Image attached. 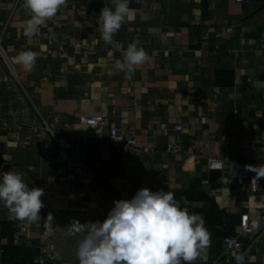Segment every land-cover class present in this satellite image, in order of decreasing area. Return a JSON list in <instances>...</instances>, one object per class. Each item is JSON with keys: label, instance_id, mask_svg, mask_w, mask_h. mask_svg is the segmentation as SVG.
<instances>
[{"label": "crops", "instance_id": "1", "mask_svg": "<svg viewBox=\"0 0 264 264\" xmlns=\"http://www.w3.org/2000/svg\"><path fill=\"white\" fill-rule=\"evenodd\" d=\"M22 5L0 0L10 62L0 63V179L24 173L44 190V207L38 220H20L0 202V264H79L71 222H102L114 201L144 187L170 191L203 216L211 242L193 264H264V178L245 168L264 164V0H130L114 45L97 24L112 0H67L32 36ZM133 42L150 59L129 79L115 63ZM21 51L36 53L31 70L17 62ZM90 116L150 151L123 152L108 129L83 123ZM52 134L83 160L102 211L68 197L80 183L67 179ZM210 157L221 170L208 169ZM242 213L251 234L240 231ZM231 236L242 250L227 247Z\"/></svg>", "mask_w": 264, "mask_h": 264}, {"label": "clouds", "instance_id": "2", "mask_svg": "<svg viewBox=\"0 0 264 264\" xmlns=\"http://www.w3.org/2000/svg\"><path fill=\"white\" fill-rule=\"evenodd\" d=\"M129 2L112 0V7L105 5L101 9L97 24L105 44L114 45V35L132 11ZM66 3L67 0H23L22 6L30 17L24 34L35 35ZM16 59L23 68L31 70L36 53L21 51ZM149 59L145 49L133 42L115 67L130 79L137 67ZM245 168L257 178H264V164ZM28 170L34 171L31 166ZM43 195L42 188L29 187L22 172L5 171L0 179V202L10 218L38 220L44 207ZM184 203L189 202L184 199ZM46 218L53 220L51 213ZM69 233L80 237L76 251L79 264H193L211 242L201 214L181 208L172 192L147 187L139 189L131 199L114 201L102 222L73 220Z\"/></svg>", "mask_w": 264, "mask_h": 264}, {"label": "built area", "instance_id": "3", "mask_svg": "<svg viewBox=\"0 0 264 264\" xmlns=\"http://www.w3.org/2000/svg\"><path fill=\"white\" fill-rule=\"evenodd\" d=\"M3 25V23H2ZM5 26V24L3 25ZM0 59L5 65L10 67V62L4 51L1 41H0ZM4 76L2 80H6ZM83 123L87 125L91 130L98 129H108L109 138L112 142L120 145L123 152H149L150 148L147 146L140 145L133 136L123 137L120 135L113 124L108 123V121L102 116H90L83 120ZM179 127H176V130ZM54 142L58 145V159L67 164L69 172L67 174L68 180H75L80 183V188L76 193H70L68 197L72 200H76L81 206L95 211H102L99 199L100 192L93 186V180L91 175L85 170V164L82 159H72L67 148L69 147V141L66 137H56L52 134ZM83 141H86V137H82ZM207 167L209 170H221L223 167V162L221 159L216 157H210L207 159ZM258 179L256 177L250 178V187L252 189L256 188ZM262 196L264 197V190L262 191ZM114 206V204H113ZM112 206V207H113ZM239 226L241 233L251 234L253 232L248 213H242L239 217ZM226 245L229 249L242 250L243 245L237 239V237H227L225 239ZM215 264V263H213Z\"/></svg>", "mask_w": 264, "mask_h": 264}, {"label": "rangeland", "instance_id": "4", "mask_svg": "<svg viewBox=\"0 0 264 264\" xmlns=\"http://www.w3.org/2000/svg\"><path fill=\"white\" fill-rule=\"evenodd\" d=\"M0 63L3 64L6 67V65L4 64V62L1 59H0Z\"/></svg>", "mask_w": 264, "mask_h": 264}]
</instances>
